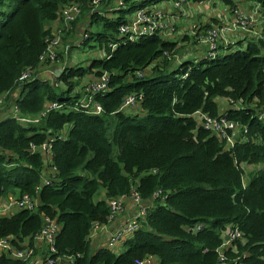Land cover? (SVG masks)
<instances>
[{
	"label": "trees",
	"instance_id": "obj_1",
	"mask_svg": "<svg viewBox=\"0 0 264 264\" xmlns=\"http://www.w3.org/2000/svg\"><path fill=\"white\" fill-rule=\"evenodd\" d=\"M94 1L0 0V98L16 91L26 70L42 66L48 39L54 38L70 3L81 11L74 26L90 17L83 45L95 43L91 48L111 55L87 67L69 64L57 78L59 87L44 81L21 87L20 117H37L47 103L61 106L40 124L24 127L10 112H0V198L11 194L19 201L26 195L39 200L36 211L0 218V238L47 257L42 245L36 249L35 238L48 221H56L61 231L52 258H72L68 264H135L150 256L159 264H222L217 253L221 232L232 225L244 233L245 240L232 246L239 255L248 254L246 264H264V42L251 40L245 50L240 42L233 52L208 61L193 56L196 39L186 31L181 43L189 50L188 59L179 61L185 56L177 41L182 26L173 30V18L178 22L186 17L184 7L206 0H122L133 9L161 12L159 23L166 27V35L127 44L119 28L129 9L111 20L105 12L115 0H102L97 9ZM220 2L229 9L253 2L264 14V0ZM215 24L213 19L199 33ZM67 36L66 44H72ZM105 75V91L87 92L90 83ZM89 96L92 113L81 107ZM131 96L141 97L140 117L122 110ZM198 112L212 118L224 112L239 129L247 126L256 141L234 131L236 146L226 151L225 143L196 121ZM64 129L67 140L56 141L51 155L57 175L38 191L45 163L32 147H41ZM244 164L252 169L245 171ZM101 189L105 200L95 203ZM135 191L148 208L140 230L119 255L94 247L97 242L90 237L95 224L108 225L109 201L130 198ZM158 193L162 195L155 199ZM199 224L204 225L199 233L187 231ZM232 246L227 250L230 260L238 257ZM0 264L28 262L1 256Z\"/></svg>",
	"mask_w": 264,
	"mask_h": 264
},
{
	"label": "built area",
	"instance_id": "obj_2",
	"mask_svg": "<svg viewBox=\"0 0 264 264\" xmlns=\"http://www.w3.org/2000/svg\"><path fill=\"white\" fill-rule=\"evenodd\" d=\"M102 0H95L94 3L96 5L95 9L100 6ZM182 1L176 3L177 7H181ZM121 5V4H120ZM112 9H110L111 11ZM97 11V10H96ZM95 10L92 11L94 13ZM81 15V11L75 3H72L65 8H63L61 13V20L64 23L65 27L56 30L54 38L48 39V47L45 51V54L41 58L42 63L49 61V62H59V52L63 48L64 36L65 31L70 28L72 23H74L78 17ZM219 17H223L221 21L209 29L205 34L198 36V41L201 45L205 46L206 51V58L209 60L217 59L218 55L220 54V46L224 45L228 48L233 42L231 39V35H237L238 31L241 30L247 37H256L259 36L260 38L264 39V32H260L257 30L258 19L256 12H249L244 11L242 9H233L230 10V13H223ZM159 18L162 20L163 15L161 12H149V9L139 11L133 18H131L127 23L123 24L120 27V38H122V43L127 44L133 43L138 41L141 37L144 36H153V35H166V27L163 24L159 23ZM83 40H87L89 38L88 33H83ZM111 47L116 48L117 45L114 44ZM69 50V46L65 47V52L67 53ZM114 50V49H112ZM168 54L166 53V56ZM109 58V57H107ZM54 71L51 70L49 79L50 81L58 86L54 77ZM44 73L40 70H32L29 69L26 71L20 81L26 82L28 80H34L40 78ZM106 82L109 80V77L105 75L101 81H94L90 83L89 87L87 88V92L93 93V96L101 92V90L107 89L106 84L102 82ZM16 95L11 96V102L15 99ZM141 98V97H140ZM140 98L131 96L128 97L126 100L125 107L132 108L135 107L139 102H141ZM139 99V100H138ZM92 100L89 97L82 101L81 107L86 109L89 113L91 112ZM6 106L5 104V97L0 99V109H4ZM61 108L59 104H50L45 106V111L42 113V116H45L47 113L51 112L52 110H56ZM15 111L14 117L18 120L23 122H39V119L34 121L25 119V118H18V107H14ZM102 112V108L98 107V113ZM203 125L206 130L210 131L212 134L217 135L221 139H227L229 143L232 145L235 142L236 135L235 132L239 131L241 133V129H239L234 122H230L226 116L219 117V118H211L209 116L203 117ZM235 131V132H234ZM247 133V130H245ZM54 140H52L49 144L43 145L41 148L33 147L32 151H40L46 156L51 154L52 144ZM162 194L158 193L155 197L159 198ZM132 210L133 213L129 218L124 219L121 222H116L119 216H123L126 214L128 209L126 208L125 199L120 200H113L109 203L110 206V218L108 225L104 226L100 229V226L96 225V232H101L105 236L110 235L108 238L107 246L108 248L114 250L120 244L127 241L130 237L134 236L141 228L142 221L145 219L148 208L143 204V199L141 195L137 191L132 196ZM21 209H29L35 210L36 204L29 196H25L19 204ZM127 209V210H126ZM114 224V225H113ZM202 229V226H198L196 229H188L189 232L192 231H199ZM60 231L59 225L56 221H48L46 223L45 228L43 229L40 239L46 242L50 247L53 248L55 244V239ZM225 239L224 248L228 249L237 241H243L244 235L240 229L237 227L234 228L233 226H229L228 230L223 234ZM15 250L12 247V244L9 239H0V255L2 253L10 254L11 251ZM16 258L27 261L28 264H64V260L62 258L53 259L49 257L45 260L35 257L34 250L27 249L24 251H18L15 253ZM247 255L238 256L233 260H230L229 257L224 255L223 253L220 254V262L227 264H244L243 259ZM154 257H147L144 260H137L135 264H155Z\"/></svg>",
	"mask_w": 264,
	"mask_h": 264
},
{
	"label": "clouds",
	"instance_id": "obj_3",
	"mask_svg": "<svg viewBox=\"0 0 264 264\" xmlns=\"http://www.w3.org/2000/svg\"><path fill=\"white\" fill-rule=\"evenodd\" d=\"M138 1V0H137ZM70 4H72V3H70ZM69 4V5H70ZM116 4H118V7H115L116 6ZM121 4V5H120ZM138 4V3H137ZM68 6V5H67ZM66 7V6H65ZM64 7V8H65ZM109 9H112L113 11H108V12H105V13H107V16H108V13L109 12H115V11H119V10H121V9H129V12H128V14H127V22L131 19V18H133L139 11H142V10H146V9H148V8H140V9H136V11H135V13L133 14V16H131V14H132V11L134 10L133 8H131V7H127L126 5H124V2L122 1V0H117L116 2H115V4H114V6H112L111 8H109ZM234 9H242V8H240V7H236V8H234ZM225 10L227 11L226 13H230V10H233V8H226L225 7ZM242 10H244V11H249V12H256L257 13V19H258V24H259V22H260V19L262 18V16H263V13L261 12V9L260 10H245V9H242ZM220 15H218V17H217V24L221 21V19L223 18V17H219ZM79 18V17H78ZM86 20H88V22H90V17H88L87 19H85V21ZM79 21V19H77L74 23H72V25L70 26V28L69 29H67L66 31H65V36H64V42H63V48L61 49V51L59 52V54H60V56H59V62H49V61H46V62H44V63H42V61H41V64H42V66L40 67V68H38V70H40L42 73H44L40 78H38V79H34V80H28V81H26V82H22V81H20V79H21V77H20V79L18 80V86H17V88H16V91L14 92V93H7V94H5L3 97H5V104H6V106H5V108L3 109H0V112H6V111H8V112H10V114H11V118H12V120H14V121H17L20 125H22V126H24V127H27L28 125H31V124H40L41 123V121H42V119L43 118H45L47 115H48V113L45 115V116H42V113L45 111V106L46 105H50L49 103H47V104H45V106H44V110H43V112L40 114V115H38L37 117H35V118H25V117H20L19 116V113H20V110H19V107H18V99H19V95H20V92H21V87H23L25 84H27V83H30V82H33V81H44V82H50V85L52 86V85H54L51 81H50V77L51 76H53V75H50V72H51V70H53L54 72V77H55V80H56V83L58 84V86H56V85H54V86H56V87H59L60 86V84L58 83V80H57V78H60L62 75H63V73H64V71H65V69H66V66H68L69 65V62H68V55H69V53H70V50L72 49V48H74L75 46H78L79 45V42L81 41H84L83 40V36H81L77 41H76V43H72V44H66V40H65V37H66V35H67V33L70 31V30H73V28L75 27L74 25H75V23H77ZM126 22V23H127ZM211 22V21H210ZM210 22H208V23H210ZM208 23H206V24H204V25H202V26H205V25H207ZM125 24V23H124ZM217 24H215V25H217ZM215 25H212V27H214ZM88 26H89V23H88ZM200 26V25H199ZM202 26H200V29H201V27ZM258 26V25H257ZM65 27V25H64V23H62V20L60 21V24H59V26L56 28V30H58V29H60V28H64ZM211 27V28H212ZM210 28V29H211ZM209 30V29H208ZM207 30V31H208ZM258 30V29H257ZM88 31V30H87ZM87 31H85L86 33H88L89 34V32H87ZM119 31H120V28H119ZM200 31V30H199ZM207 31H203V32H197V33H194V35H195V39H196V41H197V46H198V49L201 47V46H203V45H201L200 43H199V41H198V36H200V35H203V34H205ZM258 31H260V32H264V28L262 29V30H258ZM56 32V31H55ZM85 32H82V34L83 33H85ZM90 35V34H89ZM247 39H248V42H250L251 40H253V41H255L256 43H258L259 41H263L264 42V39H262V38H260L259 36H256V37H252V38H250V37H247ZM137 42V41H136ZM232 42H233V40H232ZM241 41H239L238 40V45H239V43H240ZM129 43V42H128ZM134 43V42H133ZM237 44H235V45H233V43L228 47V48H226L224 45H221L220 46V54L218 55V57L217 58H219L220 56H223V55H226V54H229V53H231V52H233L234 51V47L235 46H237ZM248 44V43H247ZM66 46H69V50H68V52L66 53L65 52V47ZM234 46V47H233ZM233 47V48H232ZM112 51H114V50H112ZM61 55H63L64 56V60H62V57H61ZM109 58L111 57V55L110 56H108ZM107 58V57H106ZM109 58H107V59H109ZM203 59H206V60H208V61H210L209 59H207L206 57L205 58H203ZM216 60V59H215ZM50 64H53V67L51 68L50 67ZM32 70H37V69H32ZM26 71H28V70H26ZM25 71V72H26ZM24 72V73H25ZM23 73V74H24ZM22 74V75H23ZM59 75V76H58ZM12 95H16V97H15V99L11 102V96ZM3 97H1L0 99H3ZM51 104H54V103H51ZM56 104H58V103H56ZM126 104V103H125ZM137 105H139V106H141V102H139V104H137ZM136 105V106H137ZM231 105L234 107V109H236V110H240L239 109V107H238V103H235L234 101L233 102H231ZM14 107H18V118H25V119H28V120H31V121H34V120H36V119H38V118H40L39 119V122H30V123H28V122H23V121H21V120H18L17 118H15L14 117V114H15V111L14 110H11V109H13ZM132 108H134V107H132ZM58 109H60V108H58ZM126 109H130V108H127V107H125V105H124V107H123V109L122 110H126ZM57 110V109H56ZM53 111V110H52ZM225 112V111H224ZM224 112H222L221 113V115H219L218 117H215V118H219V117H223V116H226L227 117V119H228V116H227V114L226 113H224ZM50 113V112H49ZM264 114V113H263ZM204 116H208V115H206V114H203V113H201V119L200 120H202V124H201V122H199L198 121V119H196L195 117V119H196V121L198 122V123H200L201 124V126L204 128V130H206V128L204 127V125H203V117ZM210 117V116H209ZM212 118V117H211ZM230 122H234V121H232V120H230V119H228ZM245 130H247V133L245 132ZM206 131H208V130H206ZM210 134H211V136H213V137H215V138H217V139H219V140H221L222 142H224L225 143V145H226V151H231L232 149H234V147L236 146V143L234 142V144L232 145L231 143H229L228 141H227V139H221V138H219L217 135H215V134H212L210 131H208ZM58 136H56V138H49L48 139V141L45 143V144H49L52 140H54V142H53V144H52V149H53V146H54V143L56 142V141H65V140H67V133H66V131H65V129L63 130V132H60V133H58L57 134ZM241 135L244 137V138H246V139H248L249 141H252V142H255L256 140L254 139V138H250V136H249V129H248V127L247 126H244V125H242L241 126ZM45 144H43V145H45ZM42 145V146H43ZM41 146V147H42ZM33 147H37V146H33ZM32 147V148H33ZM41 147H37V148H41ZM33 152V151H32ZM33 153H36V154H40L42 157H43V159H44V163H45V168H44V171H43V173H42V185L41 186H39L38 187V191H40V189L42 188V186H47V185H50L51 183H52V177L53 176H55V175H57V172H56V169H55V167H54V164L52 163V161H51V155H52V150H51V154L49 155V156H46V155H44L43 153H41L39 150L38 151H36V152H33ZM244 168V170L245 171H250L252 168L251 167H247V166H244L243 167ZM264 167L262 166V169H263ZM105 194H106V192H105ZM26 196H29V195H26ZM30 197V196H29ZM31 198V197H30ZM124 198V197H123ZM122 198V199H123ZM32 200H33V202L36 204V209L35 210H33V211H36L37 210V208H38V205H39V200H38V198L37 199H33V198H31ZM125 199V204H126V208L128 209V207H127V200L128 199H130V200H132V197H130V198H124ZM113 201V200H112ZM20 202L21 201H19L16 197H14L13 195H11V194H8L7 196H3V197H1L0 198V218H3V217H11V216H14V215H16L18 212H20V211H23L24 209H21L20 208V206H19V204H20ZM111 201H109V203H110ZM126 209V210H127ZM57 223V222H56ZM58 224V223H57ZM96 225L97 224H95L94 226V228H93V232H92V235H91V237H90V239H91V241L93 242V243H95V242H98L97 244H95V246L94 247H99L98 249H100V248H103V247H105L107 250H110L112 253H114V251H117L116 249L117 248H119V247H123V251H124V249H125V246H124V244L126 243V241L124 242V243H122V244H120L116 249H114V250H112V249H110V248H108V246H107V242H108V238L110 237V235H107V236H105L104 234H102L100 231L99 232H96ZM99 226H100V229H102L103 227H104V224L103 225H101V224H98ZM46 226V225H45ZM106 226V225H105ZM198 226H202V229L201 230H199V231H192V233H199L200 231H202L203 230V228H204V225L203 224H199V225H197V226H195V227H189L188 229H196ZM229 226H232V225H229ZM229 226H227L224 230H222V232H221V238H222V245L220 246V248L217 250V253H218V256H219V260H220V254L221 253H223L222 252V250L223 249H225L226 250V252L225 253H223L224 255H226V256H228L227 255V250L228 249H226V248H224V243H225V239H224V237H223V234L226 232V230H228V228H229ZM60 227V226H59ZM234 228H236L235 226H233ZM45 228V227H44ZM238 228V227H237ZM188 229H187V231H188ZM239 229V228H238ZM43 231V230H42ZM60 231H61V227H60ZM60 231H59V233H60ZM189 232V231H188ZM242 232V231H241ZM42 233V232H41ZM41 233L35 238V247H36V249H37V247L39 246V245H42L43 246V249L44 250H46V252L48 253V256L47 257H44L43 255H41V256H36V253H35V248H29V249H32V250H34V253H35V257H37V258H40V259H43V260H45V259H47V258H49V257H52L53 255H55L56 253H57V250H56V248H55V244H54V246H53V248L52 247H50L46 242H44V241H42L41 239H40V235H41ZM58 233V234H59ZM243 233V232H242ZM99 235H101V237H99ZM243 235H244V233H243ZM58 236V235H57ZM0 239H9L10 240V242H11V244H12V239H10V238H0ZM104 240V241H103ZM245 240V236H244V239H243V241ZM55 241H56V239H55ZM241 241V240H240ZM240 241H237L236 242V244L238 243V242H240ZM243 241H241V242H243ZM18 243H19V241H18ZM235 245V244H234ZM12 247L15 249V250H13V251H11L10 252V254H6V253H2L1 255H0V257L1 256H7L8 258H11V259H13V260H20V259H18V258H16V255H15V253H18V251H24V248H19L18 246H16V245H12ZM232 249H233V252L236 254V255H238V256H244V255H247L244 259H243V262H244V264H246V259L248 258V254L247 253H244V254H242V255H239V253H238V250L237 249H234V247L232 246ZM122 251V252H123ZM121 252V253H122ZM121 253H119V254H121ZM115 255H119V254H117V253H114ZM150 257H153V256H150ZM60 258H62L64 261V264L66 263V264H68V262H73V259L72 258H68V257H66V258H64V257H60ZM59 258V259H60ZM155 259H157L156 257H154ZM235 259V258H234ZM233 260V259H232ZM22 261V260H21ZM222 264H224V263H222ZM227 264H230V263H227Z\"/></svg>",
	"mask_w": 264,
	"mask_h": 264
},
{
	"label": "rangeland",
	"instance_id": "obj_4",
	"mask_svg": "<svg viewBox=\"0 0 264 264\" xmlns=\"http://www.w3.org/2000/svg\"><path fill=\"white\" fill-rule=\"evenodd\" d=\"M117 0L113 1L112 5L114 6L115 2ZM140 3V2H139ZM138 3V4H139ZM115 7H118V4H116ZM137 8H134V10L132 11L131 16H133V14L135 13ZM225 9V6L220 2V0H206L205 2L198 4V5H192L190 4V9L187 7H184V11L187 13L186 17L181 18L178 20V22H176V17L174 16V20L175 22H172V28L174 30V26L177 24L181 27V33H179L177 35V41L179 42V47H183V44L181 43L184 36L186 34H184L186 31H190V36L191 37H195L194 33L199 32L200 30V26L204 25V23L208 22L212 17H217V15H219L223 10ZM182 10V9H181ZM119 15V12L115 11V12H109L108 13V17L111 20H115ZM88 20L86 21H81L80 23H78L73 29L70 30L67 35L69 34L70 36H67L68 38H70L71 40H73V44L76 43L77 41V37H79L78 35H80V33L87 31L88 29ZM182 24V25H181ZM200 25V26H199ZM189 26H191V28H188ZM205 27V26H204ZM92 30V29H91ZM88 32V31H87ZM234 41H241L243 42L244 46L242 47L243 50L246 49V45L248 43V39H247V35L244 34L241 30L238 31L237 35H231ZM195 45H197V41L195 40L194 42ZM75 45V44H74ZM95 45V43H92L90 45H83V42H79L78 46H75L74 48H72L70 50V53L68 55V62L69 64H71V66H84L87 67L89 66V64L91 63V61H94L95 59H103L107 57V52L105 51V49L101 50V49H93L91 48V46ZM184 45H187V43H184ZM193 46V49L196 50V46ZM198 48V46H197ZM182 53L185 56H182L181 58H179V61H184L186 59H188V57L186 56L187 51H189L188 49H184V47L181 49ZM206 47L205 46H201L196 53H193V56L197 59H203L206 57ZM179 54V53H178ZM217 102L220 105L221 103V98L217 99ZM136 108V109H134ZM134 108H130V109H126L125 112L127 114H130L132 116H142V110L140 108L139 105L135 106ZM201 113L202 112H198L194 115V117L196 119H198L199 122H201L202 124V120H200L201 117ZM113 131H110V135ZM247 167L250 164H244ZM251 166V165H250ZM248 172V171H247ZM105 190L101 189L99 191V193L97 194V196L94 199L95 203H99L105 200ZM97 244V243H96ZM117 251H114V253H121L123 251V247H119L116 249ZM66 264V263H65ZM155 264H159V260L156 259L155 260Z\"/></svg>",
	"mask_w": 264,
	"mask_h": 264
},
{
	"label": "crops",
	"instance_id": "obj_5",
	"mask_svg": "<svg viewBox=\"0 0 264 264\" xmlns=\"http://www.w3.org/2000/svg\"><path fill=\"white\" fill-rule=\"evenodd\" d=\"M238 7L242 8V9H245V10H256V9L260 10V7L258 5H256V4H253V2H241V3H239ZM226 12L227 11L224 9L219 15H221L223 13H226ZM217 17H218V15H217ZM217 17H212L208 22L212 21L213 19L217 20ZM208 22H206V23H208ZM206 23H204V24H206ZM263 28H264V14H263L262 18L260 19V22H259V24L257 26L258 30H262ZM231 39L233 40L232 37H231ZM237 43H238V41H234L233 40V45H235ZM243 46H244V44H243ZM237 48H239V45L235 46L233 49H237ZM127 207H128V211L117 222H121L124 219L129 218L132 215L133 210H132V202H131L130 199L127 200ZM99 237H101V235H99ZM42 253H43V251H42Z\"/></svg>",
	"mask_w": 264,
	"mask_h": 264
},
{
	"label": "water",
	"instance_id": "obj_6",
	"mask_svg": "<svg viewBox=\"0 0 264 264\" xmlns=\"http://www.w3.org/2000/svg\"><path fill=\"white\" fill-rule=\"evenodd\" d=\"M59 76V75H58Z\"/></svg>",
	"mask_w": 264,
	"mask_h": 264
}]
</instances>
